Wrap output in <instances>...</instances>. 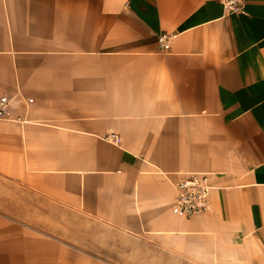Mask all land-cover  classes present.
<instances>
[{
  "label": "crops",
  "instance_id": "obj_1",
  "mask_svg": "<svg viewBox=\"0 0 264 264\" xmlns=\"http://www.w3.org/2000/svg\"><path fill=\"white\" fill-rule=\"evenodd\" d=\"M239 3L0 0V91L14 98L6 120L20 122H0V176L17 183L3 196H27L45 215L53 196L79 202V134L106 132L119 150L114 166L130 181L119 195L129 209L119 212L140 218L117 226L189 240L199 230L236 264H264V0ZM84 90L107 102L102 119L61 105ZM187 170L208 172L213 185L202 217L182 218L174 203ZM142 213L160 216L144 226ZM62 224L79 228V220ZM14 229L0 221V264L51 259L48 240Z\"/></svg>",
  "mask_w": 264,
  "mask_h": 264
},
{
  "label": "rangeland",
  "instance_id": "obj_2",
  "mask_svg": "<svg viewBox=\"0 0 264 264\" xmlns=\"http://www.w3.org/2000/svg\"><path fill=\"white\" fill-rule=\"evenodd\" d=\"M82 55L87 60L86 54H79ZM98 97V94L84 90L79 95L69 94L68 100L61 102V105L68 113L78 111L79 117L93 115L95 119H100L98 116L104 113L107 102ZM19 100L17 96V107H20L17 103ZM34 104L37 108L43 106L42 100L36 98L32 107ZM14 117L20 118L17 115ZM0 122L16 121L0 119ZM16 123L20 124L18 121ZM21 150L26 153V146ZM118 155L119 150L108 143L106 132L93 137H81L79 134V202L75 198L53 196L52 212L46 215L42 211H32V207L26 205L27 196H21L19 200L3 196V193L16 188L17 183L0 176V221L16 223L19 229L13 231L20 232L21 236L37 235L50 242L51 259H42L39 264H236L234 259H228V252L225 255L217 252L214 241H204V234L199 230L195 238L189 240L186 234H171L164 230L155 234L154 231L140 228L117 226L114 219L130 223L136 216L137 222H140V218L130 211L119 212L129 209L124 202L120 204L124 198L119 195L129 187L130 181L125 179L124 172L114 166ZM157 169L151 167L150 171ZM39 204L35 208L42 210V201ZM203 215L198 213L194 216ZM159 216L156 213H142V222L144 226L145 223L152 224ZM182 217L189 218L183 213ZM75 220H79L78 229L62 227L65 226L62 222ZM47 221L51 228H43ZM21 223L40 227L21 228ZM77 255L79 260L75 259ZM67 256L68 260L65 259Z\"/></svg>",
  "mask_w": 264,
  "mask_h": 264
},
{
  "label": "built area",
  "instance_id": "obj_3",
  "mask_svg": "<svg viewBox=\"0 0 264 264\" xmlns=\"http://www.w3.org/2000/svg\"><path fill=\"white\" fill-rule=\"evenodd\" d=\"M225 8L238 10L241 8L239 0H223ZM161 45L166 49L170 47V36L162 35ZM13 97L0 91V119L11 118ZM26 104L33 98H24ZM213 185L210 182L209 173L200 170H187L181 172L174 182V203L178 210L185 216L202 213L210 208V195Z\"/></svg>",
  "mask_w": 264,
  "mask_h": 264
},
{
  "label": "bare ground",
  "instance_id": "obj_4",
  "mask_svg": "<svg viewBox=\"0 0 264 264\" xmlns=\"http://www.w3.org/2000/svg\"><path fill=\"white\" fill-rule=\"evenodd\" d=\"M162 171V170H161ZM182 217V216H181ZM183 218V217H182ZM174 220V222H175V224L177 223V224H179V225H181L182 226V229H188V222L187 221H184V220H182V219H180L179 217L177 218V219H173Z\"/></svg>",
  "mask_w": 264,
  "mask_h": 264
}]
</instances>
